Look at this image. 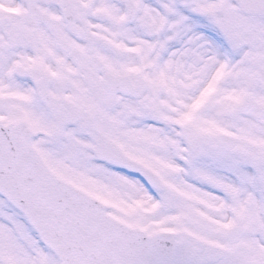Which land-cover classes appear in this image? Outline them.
<instances>
[{"label": "snow or ice", "instance_id": "1", "mask_svg": "<svg viewBox=\"0 0 264 264\" xmlns=\"http://www.w3.org/2000/svg\"><path fill=\"white\" fill-rule=\"evenodd\" d=\"M0 264H264V0H0Z\"/></svg>", "mask_w": 264, "mask_h": 264}]
</instances>
